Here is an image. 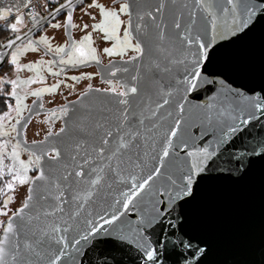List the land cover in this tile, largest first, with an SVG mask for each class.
I'll list each match as a JSON object with an SVG mask.
<instances>
[{"label": "snow or ice", "instance_id": "6c2138e0", "mask_svg": "<svg viewBox=\"0 0 264 264\" xmlns=\"http://www.w3.org/2000/svg\"><path fill=\"white\" fill-rule=\"evenodd\" d=\"M83 11L95 22L75 23L72 0L55 8L53 18L63 14L66 23L51 24L64 29L57 38L65 40L53 47L48 36L21 35L20 5L0 9L2 28L12 33L2 45L11 51L0 52V72L16 73L15 79L0 77L10 86L0 89V181L9 192L34 186L14 218L0 223V264H164L166 253L184 264H212L215 249L207 234L198 232L204 247L192 244L194 211L205 206L212 214L218 185L240 189L257 170L264 183V0H124L114 7L88 0ZM38 17L32 13L34 25ZM79 28L114 42L103 48L109 57L135 53L122 60L124 67L113 65L112 77H128L106 81L107 99L99 105L85 103L89 93L101 92L89 85L80 107L71 109L74 118L68 106L59 115L53 111L54 119H68L34 141L25 161L21 132L30 118L23 116L24 101L55 93L60 85L28 87L44 83L45 65L58 77L65 67L100 63L91 35L73 38ZM257 40L258 62L251 55ZM41 45L51 60L20 62ZM25 71L35 76L21 79ZM202 94L205 103L193 104ZM257 124L262 131L244 143ZM10 203L4 202L0 216H9Z\"/></svg>", "mask_w": 264, "mask_h": 264}, {"label": "water", "instance_id": "95a60500", "mask_svg": "<svg viewBox=\"0 0 264 264\" xmlns=\"http://www.w3.org/2000/svg\"><path fill=\"white\" fill-rule=\"evenodd\" d=\"M87 1L83 0V4ZM8 4L13 5L14 3L13 1H9ZM72 4L74 11L83 5L80 0H72ZM54 13L55 11L40 20L38 25H34L31 28L33 29L31 33L28 31L24 35H28L33 39L63 15L61 14L53 18ZM133 16H135V12H133ZM10 51V49H0V52L10 53ZM259 54L260 47L257 40L251 49V55L256 58L257 62ZM127 67H129L131 72L132 66L128 65ZM106 99L104 93H92L85 98V103L99 105L101 101L106 102ZM207 99L208 96L202 94L199 99L192 100V103L203 104ZM75 107L79 108V103ZM71 116L74 118L73 113ZM261 123H264V121ZM198 131L199 129L197 128L193 129L195 134H198ZM246 131L248 130L246 129ZM261 131L260 124H257L255 129L252 130L251 135L245 137L244 143H249L252 140V136H256ZM31 187L34 186H28V188ZM26 194L27 190L24 198ZM212 209L211 215L207 213L205 206L198 207L194 211L192 227L197 232L190 231L189 233L193 237L192 244L204 247L203 244H200L201 237L198 233L204 232L212 240L215 249L211 257L212 264H227L228 261L244 262V264H261V261H264V183L261 181L260 171L257 170L252 181L240 189H234L227 184L216 186L214 188ZM13 214L5 221V225L9 219L14 218ZM130 218L134 219V214L130 215ZM2 234L1 229L0 238H2ZM171 239L175 240L176 237H171ZM165 242V239L161 238V243ZM185 255L187 256L188 253L185 252ZM165 256L164 264H184L183 260L176 255H172L170 259L167 258V253Z\"/></svg>", "mask_w": 264, "mask_h": 264}, {"label": "flooded vegetation", "instance_id": "af4514ba", "mask_svg": "<svg viewBox=\"0 0 264 264\" xmlns=\"http://www.w3.org/2000/svg\"><path fill=\"white\" fill-rule=\"evenodd\" d=\"M7 0H0V9H3L6 6ZM27 1V0H25ZM98 2L105 4L109 7H114L116 3H123L124 0H98ZM88 1L78 7L74 11V22L78 24L83 23H94L95 21L91 20L90 16H85L83 9L87 7ZM91 15H97L96 11H92ZM122 19L126 17L122 16ZM52 23H66L64 16L62 15L57 20ZM51 23V24H52ZM51 24L46 27L42 32L37 34L32 40H39L41 36H48L50 42L53 47L58 44H63L65 42L64 39H58L57 37L60 33L64 32V29L53 30ZM85 34L91 35L93 37V47H96L98 50V56L100 59V63L97 64L95 61H90L86 66L82 65L77 68H71L70 66L65 67V70L58 77L53 76L51 73L47 72L45 65L44 70L42 71V75L44 77V83H35L28 87V91L31 92L33 90L43 88V87H51L53 84H59L57 92L55 93H45L42 97H34L28 96L25 99V104L27 105V109L24 111L23 116L25 118H30L29 123L27 124L26 130H22L21 137H26L27 145L25 146V150L21 152V159L25 161L28 159L30 152L27 149H36L35 142L43 141L47 130L51 129L53 131H59L60 127H63L65 124V117L63 119H54L52 117V112L55 111L57 115H59V109L62 106L69 107V115L71 116V109L73 106H76L78 101L80 100L82 94L88 92V86L92 85L93 88L101 89L100 93H103V89L107 88L109 85L106 81L112 80L113 83H122L124 79L128 77L127 73L117 72L116 77L111 76V72L115 71L113 65L117 68H122L125 65L122 64L123 59L130 58L135 55V53L129 52L126 57H118L112 56L109 57L107 54L103 52L104 47H111L112 43H106L101 40L100 35L94 32L91 28L85 32L83 28L73 29L72 36L75 39H82ZM41 51L38 53H25L20 57L21 63H34L40 61L41 59L48 61L52 59V56H45L43 54V45L40 46ZM53 71H60L61 69L56 65H52ZM90 75L92 79H83L82 77ZM35 76V73L25 71L20 73L21 79H28L30 77ZM77 76L81 77V79L77 81H72L67 79V77ZM0 77L3 79H15L16 73L14 70L11 72L5 69L3 72H0ZM0 89L2 90H10L9 85H5L0 83ZM92 93H89L90 95ZM42 103L43 107L37 109V105ZM3 106V97H0V113L4 111ZM12 115L15 116V112H12ZM23 123V120H22ZM37 133H39L37 135ZM13 143L15 142V134H13ZM2 142V140H0ZM11 145H9V150ZM32 173V172H30ZM34 173H32L33 175Z\"/></svg>", "mask_w": 264, "mask_h": 264}, {"label": "built area", "instance_id": "2783aa9c", "mask_svg": "<svg viewBox=\"0 0 264 264\" xmlns=\"http://www.w3.org/2000/svg\"><path fill=\"white\" fill-rule=\"evenodd\" d=\"M65 2L67 0H31L30 7L21 10L22 14L25 15L24 24L19 26L22 29L21 35L26 34L34 26L32 13H39L38 19L42 20L51 12L55 11V8L59 7L60 4H64ZM4 23V21L0 20V49L3 48L2 45L7 42V39L12 37V33L3 30L2 26Z\"/></svg>", "mask_w": 264, "mask_h": 264}, {"label": "rangeland", "instance_id": "374dc122", "mask_svg": "<svg viewBox=\"0 0 264 264\" xmlns=\"http://www.w3.org/2000/svg\"><path fill=\"white\" fill-rule=\"evenodd\" d=\"M4 163L6 165H11V161L9 159H6L4 161ZM30 175H32V173H29ZM29 185L27 186H22V187H18L17 188V191L16 192H9L7 189L6 191L9 193V197H7V199H11L12 200V203H10L8 205V209L7 211L9 212V216L11 214H13L16 210L19 209V207L22 205V201L24 199V196H25V193H26V190L28 188ZM6 198V196H5ZM9 216H6L5 218V221L8 219Z\"/></svg>", "mask_w": 264, "mask_h": 264}, {"label": "trees", "instance_id": "16d2710c", "mask_svg": "<svg viewBox=\"0 0 264 264\" xmlns=\"http://www.w3.org/2000/svg\"><path fill=\"white\" fill-rule=\"evenodd\" d=\"M0 189H3V191H0V210H3L4 202L7 200V197H9V193L6 191V188H4V184L2 181H0ZM6 196V198H5ZM5 216H0V223H5ZM1 232V229H0Z\"/></svg>", "mask_w": 264, "mask_h": 264}, {"label": "crops", "instance_id": "0c3cea01", "mask_svg": "<svg viewBox=\"0 0 264 264\" xmlns=\"http://www.w3.org/2000/svg\"><path fill=\"white\" fill-rule=\"evenodd\" d=\"M9 1L10 2L13 1V3H14L13 5H20L21 6V10L23 9L22 5L27 2L25 0H7V1H5L6 2V6H9L10 5V4H8ZM14 13H15V10L13 11V14Z\"/></svg>", "mask_w": 264, "mask_h": 264}]
</instances>
